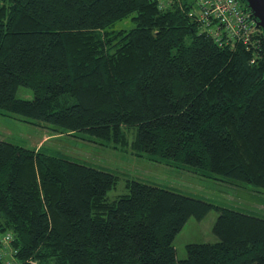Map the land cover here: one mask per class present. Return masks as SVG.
<instances>
[{
  "label": "trees",
  "instance_id": "obj_1",
  "mask_svg": "<svg viewBox=\"0 0 264 264\" xmlns=\"http://www.w3.org/2000/svg\"><path fill=\"white\" fill-rule=\"evenodd\" d=\"M193 1L0 0V111L264 189V30L218 46ZM117 181L0 140V252L9 233L20 264H264V219L138 181L109 199ZM213 210L216 241L178 259Z\"/></svg>",
  "mask_w": 264,
  "mask_h": 264
},
{
  "label": "rangeland",
  "instance_id": "obj_2",
  "mask_svg": "<svg viewBox=\"0 0 264 264\" xmlns=\"http://www.w3.org/2000/svg\"><path fill=\"white\" fill-rule=\"evenodd\" d=\"M133 26L129 19L117 22L113 28ZM16 95L26 100L33 97L25 87H19ZM0 140L113 173L118 181L108 191L109 199L126 194L127 181H138L264 219V189L246 183L228 184L201 176L189 167L153 161L146 153L132 149L131 138L129 144L119 146L83 133L52 130L50 125L29 123L16 114L0 111ZM216 215L213 210L200 221L188 219L173 241L178 259L186 257L185 246L189 243L216 241L212 231Z\"/></svg>",
  "mask_w": 264,
  "mask_h": 264
},
{
  "label": "built area",
  "instance_id": "obj_3",
  "mask_svg": "<svg viewBox=\"0 0 264 264\" xmlns=\"http://www.w3.org/2000/svg\"><path fill=\"white\" fill-rule=\"evenodd\" d=\"M155 2L159 8L165 9L174 0ZM191 9L190 16L199 29L211 36L218 46L233 44V40L246 44L250 34L260 29L257 19L242 0H194ZM10 240L11 235L5 234L0 252L1 264H20L11 256Z\"/></svg>",
  "mask_w": 264,
  "mask_h": 264
},
{
  "label": "water",
  "instance_id": "obj_4",
  "mask_svg": "<svg viewBox=\"0 0 264 264\" xmlns=\"http://www.w3.org/2000/svg\"><path fill=\"white\" fill-rule=\"evenodd\" d=\"M257 19V25L264 30V0H244Z\"/></svg>",
  "mask_w": 264,
  "mask_h": 264
}]
</instances>
